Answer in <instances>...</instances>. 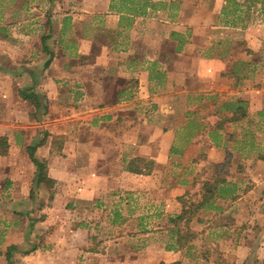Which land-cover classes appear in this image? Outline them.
<instances>
[{
	"label": "crops",
	"instance_id": "crops-1",
	"mask_svg": "<svg viewBox=\"0 0 264 264\" xmlns=\"http://www.w3.org/2000/svg\"><path fill=\"white\" fill-rule=\"evenodd\" d=\"M21 93L37 95L42 111ZM201 139L212 159L256 152L252 163L235 169L259 173L245 190L242 181L225 178L236 198L214 199L225 204L227 220H241L239 226L225 223L227 236L248 220L255 241L242 232L232 245L236 259L205 263L264 264L260 4L0 1V264H8L7 253L10 264H122L125 250L158 253L147 260L135 255L128 264L198 262L194 255L185 258L193 243L176 251L166 250L169 241L148 244L147 220L180 212H168L174 190L145 186L170 157L201 152ZM32 158L44 167L37 186ZM127 167L150 172L138 175ZM140 188L166 209L134 221L125 208L102 207L109 197Z\"/></svg>",
	"mask_w": 264,
	"mask_h": 264
},
{
	"label": "rangeland",
	"instance_id": "rangeland-1",
	"mask_svg": "<svg viewBox=\"0 0 264 264\" xmlns=\"http://www.w3.org/2000/svg\"><path fill=\"white\" fill-rule=\"evenodd\" d=\"M205 118L206 117H204V119ZM206 121L207 125H209L208 120ZM181 140L182 139L177 138L173 143H175V145H179L183 142V140ZM202 140L203 139L199 141V146H197L199 149H201L200 151L202 153L199 152L197 148H195L190 151V153L188 154V158L186 159L178 156L170 157L166 164L167 166L163 170H157L150 176L152 182H149V185L151 184L152 186H150V188L147 185L145 186L146 189L161 190L162 188L168 187L170 188V190H174L173 192H171L172 197H169V199L171 200V204H169L168 207L169 214H176V212H180L181 203L176 201L179 197H184L185 199L189 198V202L199 201L202 195V183L209 181V179H211L220 168L223 159H226V156L224 154H219L216 159H212L211 155H209L208 147H205V144H203L204 142ZM255 155H257L256 152H254V156ZM254 156L243 158L234 151L233 157L230 161L231 166H229V168H225L224 177L230 181L232 180L238 182L240 180L243 182L242 189H251L253 185L255 186V184H253L255 183L253 182V179L256 180L259 176V173L256 170L252 169L247 172L245 176L242 175L240 171H237L235 169V166H237V164L239 163H243L244 165V162L252 163ZM253 162H255V160ZM246 183L248 184L246 185ZM140 189L141 190L136 191V193H131V195H128L127 192H121L120 196H117L119 193L117 195H113L112 197H109V202L102 203V207L104 206L109 210H114L117 205L120 206V209L125 208L128 211H131L132 215L135 216L131 220H138L139 217L148 215L152 212L159 213L158 211H160L161 208L163 209V211L166 209V204H164V202H157L155 199H153L152 201L150 198H147L149 197V190H143V188ZM176 192L178 194H175ZM173 195H175V197ZM214 202L215 200L211 204L213 208L199 210L189 223V231H191L195 235V238L191 242L193 243L192 245L194 249H191V251L189 252L185 250L187 251L185 252V258L190 261V259L193 257L192 255H194V258L198 262H192L193 264H206L205 262L208 260V258L218 261H229L232 258L233 260L236 259L237 257L235 256L234 251H232V245L237 242L235 241V239L242 232L247 236H245V239L247 241H255V237L253 236V234L251 232H248V230L252 229V223L248 222V220L246 222L249 223L248 226L242 229V231H236L233 232V234L227 236L228 231H226L224 228L225 223L231 222V226H234L235 224L239 226L241 220L237 219V221H235L234 218H229V220H227V217H225L226 213L224 211L226 209L225 204H221L218 202L220 205L217 206ZM214 209L216 210L214 211ZM115 211H117V209H115ZM167 220L168 219L166 217H158L147 220L146 227L148 230H150L148 235L150 239L147 240L148 244H152L151 242H156L157 245H161L162 243L167 241L171 243L172 240H170L171 235L169 233V229L171 228V226L169 225ZM134 221L132 222L133 224ZM142 221L145 222V220ZM214 227L219 228L216 230H212L213 232H211L210 229ZM105 228H107V226H105ZM108 231L109 230H104L103 234L100 235L104 237L105 242L110 240V234H108ZM123 240L127 239L124 238ZM123 240L120 242V246L124 244ZM211 243L216 244V246L212 247ZM151 253L152 252L149 251L147 253L145 252L144 254L139 253L135 255L138 258L145 257V259H148L156 257L155 255L158 254L155 252H153L152 254ZM150 254L151 256L148 257ZM122 255L125 257L124 261H122V264H128L125 261H127L128 258L132 259L135 256L128 250H125ZM201 259L206 260L202 261Z\"/></svg>",
	"mask_w": 264,
	"mask_h": 264
},
{
	"label": "trees",
	"instance_id": "trees-1",
	"mask_svg": "<svg viewBox=\"0 0 264 264\" xmlns=\"http://www.w3.org/2000/svg\"><path fill=\"white\" fill-rule=\"evenodd\" d=\"M250 4H260L262 9L264 10V0H246ZM22 97L25 99H30L32 102L35 103V106L37 110L43 109V104L41 101H39V97L37 95H31L26 96L24 93H21ZM42 108V109H41ZM235 121V117H233ZM232 119V118H231ZM230 158L224 159V161L221 163L220 168L218 171L214 174V176L209 179V181L202 183V195L199 201L197 202H189V198L185 199L184 197H179L177 199L178 202L181 203V210L178 215H175L174 217H169L168 223L171 226L169 229V233L171 235L170 240L173 241V243H169L166 245V250L176 251L183 248H188V245L192 242L194 239V234L189 231V223L195 216V214L201 210V209H211L213 206L211 205L214 199H225V198H231L235 199V186L234 184H230L226 181L224 177L225 168L230 164ZM32 162L34 165L38 168V180L36 182V186L39 183V181H44V174L43 170L44 167L41 163H38L36 160L32 158ZM128 172H132L138 175H143L149 173V169L147 170H141L139 167L137 168H131L127 167ZM188 201V202H187ZM9 253L6 254V259L9 262Z\"/></svg>",
	"mask_w": 264,
	"mask_h": 264
}]
</instances>
